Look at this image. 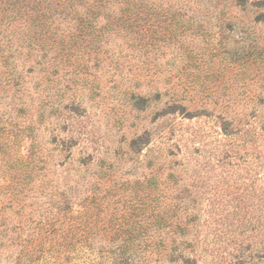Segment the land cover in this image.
Returning a JSON list of instances; mask_svg holds the SVG:
<instances>
[{
  "label": "rangeland",
  "instance_id": "obj_1",
  "mask_svg": "<svg viewBox=\"0 0 264 264\" xmlns=\"http://www.w3.org/2000/svg\"><path fill=\"white\" fill-rule=\"evenodd\" d=\"M0 264H264V0H0Z\"/></svg>",
  "mask_w": 264,
  "mask_h": 264
}]
</instances>
